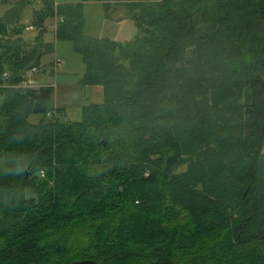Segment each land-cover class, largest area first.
I'll use <instances>...</instances> for the list:
<instances>
[{
	"label": "trees",
	"instance_id": "16d2710c",
	"mask_svg": "<svg viewBox=\"0 0 264 264\" xmlns=\"http://www.w3.org/2000/svg\"><path fill=\"white\" fill-rule=\"evenodd\" d=\"M43 1L104 101L70 123L16 89L54 46L11 45L25 2L0 18V264H264V0H95L125 45Z\"/></svg>",
	"mask_w": 264,
	"mask_h": 264
},
{
	"label": "rangeland",
	"instance_id": "374dc122",
	"mask_svg": "<svg viewBox=\"0 0 264 264\" xmlns=\"http://www.w3.org/2000/svg\"><path fill=\"white\" fill-rule=\"evenodd\" d=\"M20 1L25 2L26 5L21 15V23L19 24V27L22 28V34L19 40L14 38L10 39L11 45L20 47L23 55L29 53L37 44H40L43 48L46 45H55L54 54L47 52L42 56L41 65L37 68V77L39 74L45 75L42 79L38 78V84H55L57 85V91L60 95L62 94V90L66 87L68 89H71V87L72 89H78L77 83L81 80L85 67L81 63L80 56L73 53L71 44L55 43V28L59 24L60 19L49 16L43 23V34H41V30L36 24V15L39 13L41 14L45 7L43 0H0V18ZM53 3L54 6L83 5L85 17L84 34L88 38H105L112 42L125 45V43L131 42L137 34L132 19L127 16L125 17V13L119 8H117V10L114 9L113 14L111 13L109 19H107L104 14L103 6L96 3L95 0H53ZM124 21L125 23H120ZM29 26H35L34 30L26 32L25 29ZM39 37L40 39L38 40L37 38ZM0 39L4 43L8 41L4 39V37ZM43 52L44 50L42 53ZM55 60L64 63V67L58 69L54 76L51 77L50 73L54 67L52 64H54ZM124 65L128 67V63ZM38 119L39 117H32L29 119V123L33 124L37 122ZM262 154L264 155V147ZM186 171V165L180 167V173H185Z\"/></svg>",
	"mask_w": 264,
	"mask_h": 264
},
{
	"label": "crops",
	"instance_id": "0c3cea01",
	"mask_svg": "<svg viewBox=\"0 0 264 264\" xmlns=\"http://www.w3.org/2000/svg\"><path fill=\"white\" fill-rule=\"evenodd\" d=\"M120 23H125V21L120 22ZM55 43H61V42L55 41ZM53 52L55 53V45H54V51ZM81 63H82V59H81ZM56 64H60V67L57 68ZM52 65L54 67L52 68V71L50 73L51 77L54 76V74L56 73V71L58 69H60V68L62 69L64 67V63H61L58 60H55L54 64H52ZM83 66H84V64H83ZM85 74H86V67H85L84 74H83L81 80L77 83L78 89L73 88L75 90L72 91L73 90L72 87H71V89H68L66 87L62 90L61 95L58 94L57 85H55V84H52V85L43 84L42 85L43 87H46V88L48 87V88L53 89V95H52L53 108L55 109V111H59L61 113L60 115H57V116L58 117L60 116L61 119H63V120L65 119L64 120L65 122H70V123L81 122L82 113H83L84 109L91 107V106L102 105V103L104 101V94H103L102 87L96 86V85H93V86L82 85V80H83ZM44 75L39 74L38 78L42 79V77ZM32 117H39L38 121L33 123L32 125H36L41 119L40 116H30L29 119H31ZM29 119H28V121H29Z\"/></svg>",
	"mask_w": 264,
	"mask_h": 264
},
{
	"label": "built area",
	"instance_id": "2783aa9c",
	"mask_svg": "<svg viewBox=\"0 0 264 264\" xmlns=\"http://www.w3.org/2000/svg\"><path fill=\"white\" fill-rule=\"evenodd\" d=\"M33 30L34 28L32 26L26 27L25 29L26 32H30ZM56 67L57 68L60 67V64H56ZM37 75H38L37 69H31L24 75L23 81L18 86H16V89H21L23 91H27V90L28 91H38L41 88H44L42 85L38 84ZM8 78H9V74L5 73L3 75V80L7 81ZM40 177L42 178L44 177V172H40Z\"/></svg>",
	"mask_w": 264,
	"mask_h": 264
},
{
	"label": "water",
	"instance_id": "95a60500",
	"mask_svg": "<svg viewBox=\"0 0 264 264\" xmlns=\"http://www.w3.org/2000/svg\"><path fill=\"white\" fill-rule=\"evenodd\" d=\"M73 264H96V263L90 262V261H84V262L73 263Z\"/></svg>",
	"mask_w": 264,
	"mask_h": 264
},
{
	"label": "bare ground",
	"instance_id": "6f19581e",
	"mask_svg": "<svg viewBox=\"0 0 264 264\" xmlns=\"http://www.w3.org/2000/svg\"><path fill=\"white\" fill-rule=\"evenodd\" d=\"M20 90V89H19Z\"/></svg>",
	"mask_w": 264,
	"mask_h": 264
}]
</instances>
